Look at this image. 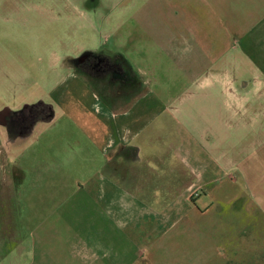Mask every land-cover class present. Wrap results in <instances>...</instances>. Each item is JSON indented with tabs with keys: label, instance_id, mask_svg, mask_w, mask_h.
Here are the masks:
<instances>
[{
	"label": "crops",
	"instance_id": "0c3cea01",
	"mask_svg": "<svg viewBox=\"0 0 264 264\" xmlns=\"http://www.w3.org/2000/svg\"><path fill=\"white\" fill-rule=\"evenodd\" d=\"M110 2L0 0V184L15 185L14 200L27 201L30 193L16 186L37 170L36 184L56 191L41 194L42 201H57L43 214L57 230L44 228L70 234L64 246L31 238L29 264L264 263L255 235L240 233L254 211L239 208L240 194L225 192L226 181L243 176L248 189L262 187L264 194V178L254 169L241 174V166L232 175L234 160L226 164L219 145L225 128L210 123L264 115V0H200L201 19L186 17L182 32L172 20L171 85L146 94L143 84L131 96L117 71L129 20H86L88 27L74 20L75 10ZM62 8L68 32L63 28L56 41L67 38L76 51L56 53L62 77L50 86L33 80L19 46L30 37L41 41L39 15ZM105 37L115 46L97 43ZM90 60L101 70L83 71ZM55 119L62 121L55 132H46L49 124L34 131ZM49 169L58 175L47 179Z\"/></svg>",
	"mask_w": 264,
	"mask_h": 264
},
{
	"label": "rangeland",
	"instance_id": "374dc122",
	"mask_svg": "<svg viewBox=\"0 0 264 264\" xmlns=\"http://www.w3.org/2000/svg\"><path fill=\"white\" fill-rule=\"evenodd\" d=\"M75 1L81 3L83 0ZM197 2H200V0H111L108 3V8L75 10L77 16L74 17V20H82L83 25L86 24V20H111L113 23L120 20H129V26H123V30L124 28L127 29L125 34L129 36L130 41L123 48L125 58H117L120 62L117 71L128 80L124 82H128L130 96L140 93L143 84L147 94L152 92L153 88L161 87L163 83L167 84L169 82L171 85L172 49L168 46H170L169 39L172 37V20H179L178 22L181 23L178 26L174 24L175 28L179 29L178 32L185 29L183 23L186 17L192 16L193 20L196 18L200 20L201 10L199 7L201 5H197ZM56 10L48 9L39 15V20H42L41 28L38 27L40 32L38 35L42 36L41 41L30 37L19 46L27 51L28 59L32 62L33 80H42L43 83L48 81L50 86L57 83L62 77L61 65L56 66V53L60 54L61 57L67 53L73 54L76 51V48H72L67 38L64 41H56L61 38L63 28L68 32L67 24H64L62 20H69L67 10L63 8ZM133 20H144V25L139 24L136 26ZM37 23L39 25V22ZM96 28L99 31L102 25L99 23ZM90 29L92 31V26H90ZM109 32L110 30L107 29L106 34L109 35ZM57 34H60L59 38L56 37ZM136 35L141 36L140 38L143 41H135ZM65 37H67V33ZM95 42L89 43L88 46ZM97 43H103L102 45H105L106 48H109L110 45L115 46V41L113 39L110 41L106 37L105 40H98ZM38 56L42 57L41 60ZM93 61L90 60L87 64H84L82 66L83 71L92 70L91 73L95 74L94 68L101 70L99 65L93 66ZM92 67L94 68L92 69ZM83 73L89 74L87 72ZM114 74L117 75L116 72ZM44 91L45 89L39 90L41 93H44ZM56 121H59L60 125L62 124V121L57 119L51 123L39 122L34 131L36 133L45 131L46 126L49 124L46 132H55L57 127H60ZM210 123L225 128L223 142L219 145L222 147L221 153H223L225 163L228 164L234 160L235 168L230 170L232 175L237 178V169L241 166V174L244 170L254 169L258 177L264 178V115L245 123H238L236 120L222 122L219 119L210 120ZM21 139L23 141L27 140L24 137H21ZM30 142L31 139L26 143L27 147ZM255 148L258 149V152ZM23 154V157H25V152ZM36 172L37 170L28 172V175L31 173V176L27 180L23 179L22 185L16 186V192L21 190L23 192L20 193H24V189H26L30 193V199L27 201L14 200L15 196H19L15 195V185L0 184V264H29L31 256H34L31 240H38L41 243V236L47 245L50 242L57 244V246H64L65 241L69 243L70 234L65 232L54 233L50 229L44 228L48 226L53 228L55 232L57 230L56 224H48L51 218L43 216L46 209L54 211L57 208V201L54 199L42 201L41 194L43 192L55 193L56 191L55 187L50 185L42 188L40 181L36 184L38 175ZM46 172L45 174L49 177L47 179L58 175L56 169H49ZM61 173L59 175L64 172ZM226 186L227 191L225 192H228L230 196L240 194L237 204L241 210H245L250 206L247 211L251 210V213L254 211L251 216V226L249 227V222L247 225L241 222L240 233L242 236L243 234L247 236L255 235L256 255L264 258V194L262 193L263 190L260 191L262 187L258 191L248 189L243 176L240 181L236 179L226 181ZM216 214L211 217L212 220L217 221L218 213ZM34 230L36 231L35 236L32 233ZM245 231L248 232L244 233ZM243 253H245V250ZM47 263L48 261L45 264ZM260 263L264 264L263 262ZM39 264H42V262H39Z\"/></svg>",
	"mask_w": 264,
	"mask_h": 264
}]
</instances>
